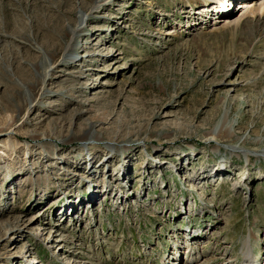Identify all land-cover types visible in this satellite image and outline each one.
Masks as SVG:
<instances>
[{"label":"rangeland","instance_id":"rangeland-1","mask_svg":"<svg viewBox=\"0 0 264 264\" xmlns=\"http://www.w3.org/2000/svg\"><path fill=\"white\" fill-rule=\"evenodd\" d=\"M92 5L0 0V264H142L181 221L206 234L166 264H264V19Z\"/></svg>","mask_w":264,"mask_h":264},{"label":"bare ground","instance_id":"bare-ground-1","mask_svg":"<svg viewBox=\"0 0 264 264\" xmlns=\"http://www.w3.org/2000/svg\"><path fill=\"white\" fill-rule=\"evenodd\" d=\"M111 1H113V0H93V5L90 7H87L88 9H87L85 15L88 14V12H90L91 10L96 9L98 7H101V6L103 7V5H105L106 3L111 2ZM213 1L218 2L220 4V7L223 10H228L230 8V3L232 4V2L230 0H213ZM241 4H242V7H247L246 9L243 10V12H241V14L236 15V16H233V15L228 16V14H227V16L221 15V17L219 19H221L223 16H225V17H224V19H222L220 21L218 20V21L223 22L224 23L223 25L231 26L234 24H239L240 22L245 20L247 16L249 17L250 15H252L253 17H256L258 20L264 19V0H248L245 2L242 1ZM223 10H220V11H223ZM223 12H226V11H223ZM66 14H68V12L63 11L61 13V17L64 16V17H67V19L71 20V18L68 17V15H66ZM82 18H84V15ZM61 20H62V18L59 17L57 20V23L53 22V25L54 24H58V25L61 24ZM81 31H82V29L80 28L78 23L70 22L69 27H66L65 30H63V32L60 33L61 37H63V41L57 40L55 35H54V38H52V44L50 41H47V46L49 48L51 58L54 59L56 57V55H58L57 45H58V42H61L65 45L64 52L62 53V54H64L63 58L65 59L67 57V55L70 54V51H71L73 45L75 44V42L77 40L78 34ZM54 39L57 40L58 42H54ZM32 102H33L32 99L29 100V102H28V100L26 101V104L28 105V107H29L30 103H32ZM28 131H30L31 134L34 133L33 130H28ZM86 135H87V137H89V136L93 137L95 134L93 132L89 131V132H87ZM95 136H96L95 137L96 139H99V137L97 135H95ZM27 141L25 142V145L27 143H30V141H28V142ZM193 242H194V240L192 241V244L190 247H193V245H194ZM246 254H248V251H246ZM169 262H171V260H169Z\"/></svg>","mask_w":264,"mask_h":264}]
</instances>
